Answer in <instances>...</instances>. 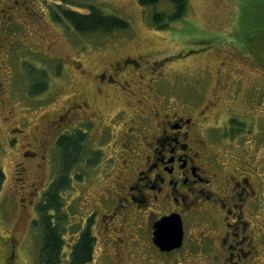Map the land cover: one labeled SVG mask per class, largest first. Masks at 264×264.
<instances>
[{
  "label": "rangeland",
  "instance_id": "1",
  "mask_svg": "<svg viewBox=\"0 0 264 264\" xmlns=\"http://www.w3.org/2000/svg\"><path fill=\"white\" fill-rule=\"evenodd\" d=\"M90 5L98 7L105 15L126 20L128 27L107 34L101 31L79 33L73 30L63 10L77 9L84 13ZM185 5L180 18L172 19L175 18L172 15L173 0H159L149 5H141L139 0H0V170L5 177L0 191V264L8 261L7 264H39L43 230L36 206L43 199L42 193L49 183L60 172L61 155L57 148L48 150L52 161L48 162L50 167L47 175H43L36 165L42 150L44 153L47 151L48 145L43 148L40 144L50 136L48 125L52 119L65 111V107L71 105L70 101L86 96L92 100L95 109L108 114L106 122L110 124L111 136L108 137V132L106 141L99 147L109 150L115 132L117 136L122 134V127L116 121H110V116L116 111L114 106H124L131 110L137 107L135 99L140 95L126 98L120 94L117 98L112 97L108 103L94 96L91 76L80 77L72 62H82L86 64L85 67L95 71L106 66L120 53L133 57L142 54L148 65L147 71L153 75L155 72L151 68L164 62L165 82L168 84L164 82L165 87L160 88L161 92L164 89L177 90L183 98L191 96L199 104L211 98L210 91L218 75L227 76L224 70L231 73V79H228L231 80L229 92L223 89L228 94L223 90L221 92L226 100L222 99L225 103L221 106L223 109L220 117L230 114L236 118H233L230 128L221 125L215 135L217 141L227 135L238 137L239 144L231 141L230 146L222 147V155L229 158L228 163L233 160L242 167L247 160L249 164L246 167L252 166L248 170L250 173H264V69L250 61L244 43L249 42V36L253 37L264 30V0H186ZM163 12L164 15H159ZM155 13L159 16L156 22L153 18ZM170 15L172 18L167 19ZM113 47L117 48V52L111 50ZM95 51L97 56L94 58L90 52L94 54ZM35 80H44L46 86L37 95H32L30 83ZM245 93H248L249 100L245 98ZM156 97L146 96L144 100V108L152 125L159 120L149 113ZM175 99L167 97L165 105H161L163 99L159 108L164 109ZM68 129V126H64L57 131L67 132ZM10 131L12 135H18L14 145L7 139ZM91 138L89 145L97 146V143L93 144L95 137ZM114 149L122 154L123 150L119 149L118 143L114 144ZM134 149L136 152L145 151L142 144ZM25 150L37 154L36 160L25 159L20 167H16L20 152ZM90 153L86 149L85 157ZM33 157L28 155L27 158ZM136 161L138 159L134 158ZM100 162L91 168L80 163L74 173L83 176L81 182H76L73 177L70 187L62 190L61 195L65 199L62 207L71 217L70 223L67 220L68 225L74 223L80 226L85 211L93 213L96 209L93 206L96 193L101 192L92 179L103 172H107V176L115 165L114 161H109L105 168L100 169L104 166L103 159ZM23 167L25 170L19 174L17 168L22 170ZM85 198L86 206H83ZM68 206L71 211H68ZM262 206L264 212V201L258 208ZM103 209L106 207L103 206ZM140 211H146V208H140ZM261 218L264 219V214ZM94 225L96 228L93 233L98 241L93 261L88 264H113L109 257L104 256L110 250L107 248L109 241L106 236L120 234V219L116 220L119 228L115 232L112 229L106 231L99 218ZM141 227V232H148L146 225ZM190 227L188 224V232ZM71 230H67L64 235L66 248L76 236ZM8 240L14 246V255L9 251ZM188 244L190 237L185 241L183 252L187 250ZM199 252L205 254L204 250ZM176 255L173 252L170 255L159 253L148 245L143 263L150 264L152 259H156L157 263L158 259L171 261L176 259ZM260 256V264H264V256ZM189 258L187 256L182 264L206 263L205 257L200 255H196L197 261L191 262ZM67 259L68 252L63 257L64 264H67Z\"/></svg>",
  "mask_w": 264,
  "mask_h": 264
},
{
  "label": "flooded vegetation",
  "instance_id": "2",
  "mask_svg": "<svg viewBox=\"0 0 264 264\" xmlns=\"http://www.w3.org/2000/svg\"><path fill=\"white\" fill-rule=\"evenodd\" d=\"M185 3L179 12L173 3L172 15L175 18L170 15L167 19H179L186 8ZM160 15H164V12ZM158 17L155 13L154 22ZM113 48L111 50L117 52V48ZM90 54L94 55V58L97 56L96 51ZM246 54L256 65L248 48ZM115 56L116 58L110 60L106 66L95 71L85 67L86 64L82 62L75 61L72 65L80 77L91 76L94 96L101 97L106 103L120 94L126 98L140 95L135 99L137 107L132 110L124 106H114L116 111L113 110L110 121H116L115 123L122 127V134L117 136L115 132L109 150L100 148L106 141L108 132V137L111 136V129L108 127L110 124L106 122L108 114L95 109L92 100L86 96L72 100L69 102L71 105H67L65 111L56 115L49 123V138L41 141V147L48 145L47 156L42 150L36 162L41 173L47 175L50 167L48 162L52 157L49 158L48 150L57 148L61 155L59 148L65 141L75 143L81 150L91 149L92 154L82 156L81 162L84 164L91 160L101 163L103 159L104 166L100 167L102 169L109 161H114L113 170L109 171L107 176V172L102 171V175L92 179L101 193H96V203L93 204L96 209L93 213L86 210L80 225L82 229L92 219L89 228L93 233L96 228L94 224L99 218L106 231L112 229L115 232L119 228L116 226V220L120 219V234L106 236L109 241L107 248L110 250H107L104 256L109 257L113 264H144L143 257L148 245L159 253L177 254L175 260L158 259L157 263L156 259H152L150 264H182L187 256L193 262L197 261L196 255L205 257V264H260V255L264 256V219L261 218L264 212L263 206L260 209L258 206L264 201V173H250L248 170L252 169V166L246 167L249 164L247 160L242 167L236 165L233 160L228 163L229 158L222 155L223 148L230 146L231 141L239 144L238 137L227 135L217 141L215 135L221 125L230 128L233 118H236L230 114L220 117V111L223 109L221 106L225 103L222 99L226 100V96H222L221 92L223 89L229 92L231 80L228 79H231V73L224 70L223 73L227 76L218 75L210 91L211 98L199 104L191 96L183 98L177 90L164 89L161 92L160 88L165 87L166 80L164 62L151 68L155 72L153 75L147 71L148 65L142 54L137 57L122 53ZM242 56L245 57L243 54ZM41 84L46 86L44 80ZM253 88L250 89L251 92ZM226 90L223 91L227 92ZM145 95L152 98L157 95L156 102L149 111L152 116L159 118L153 125L144 108ZM167 97L177 100L160 109L161 101L164 99L161 105H165ZM245 98L249 100L248 93H245ZM92 99L94 100V97ZM64 126H68L67 132L61 131L62 129L57 131ZM17 131L22 132L21 129ZM8 133L7 139L14 145L18 135H12L11 131ZM92 136L95 137L93 144L97 143L95 147L89 145ZM139 140L142 142L139 143ZM115 143H118L119 149L122 148V154H118L114 149ZM26 144L30 146L29 143ZM138 144H142L145 151H134ZM110 151L111 154L108 155ZM19 155L16 167H20L25 159L35 161L37 158V154L28 150L20 152ZM28 155L34 157L30 159L27 158ZM134 158L138 161L134 162ZM17 169L20 174L25 167L22 170ZM56 182L58 180L50 183ZM82 205L86 206V198ZM103 206L106 209H103ZM140 208H146V211L142 212ZM170 213L181 216L184 235L181 247L164 251L154 245L152 231L154 224ZM188 224L191 226L190 232L187 229ZM143 225L149 229L147 233L141 232ZM93 234L96 238L95 233ZM188 237L190 244L183 252ZM7 245L14 255L15 249L10 240ZM66 245L65 249L68 250L73 243L67 248ZM95 246L96 243L93 248L94 255ZM201 250L205 251L204 255L199 252Z\"/></svg>",
  "mask_w": 264,
  "mask_h": 264
},
{
  "label": "trees",
  "instance_id": "3",
  "mask_svg": "<svg viewBox=\"0 0 264 264\" xmlns=\"http://www.w3.org/2000/svg\"><path fill=\"white\" fill-rule=\"evenodd\" d=\"M159 0H139L141 5H149L158 2ZM186 0H173L175 6L178 7V12L182 11L181 7ZM88 11L81 12L80 10L64 9V16L67 23L72 26L75 31L79 33H94L101 31L103 33H111L114 30L125 29L128 27V22L120 17L113 15H105L98 7L87 6ZM161 14V13H160ZM159 14V15H160ZM176 16V15H175ZM252 38L249 36L248 41ZM245 44L247 42H244ZM42 81L30 83V93L33 95L40 93L45 86L41 84ZM65 141V140H64ZM61 159L59 178L56 183H50L48 189L42 193L40 201L37 203V214L39 215V224L43 230L42 246L40 248L39 264H64L63 257L68 252L67 264H88L93 261L94 245L96 238L89 226L92 224V219L87 222V226L82 229L77 224L70 223L71 217L68 216L64 205V197L61 195L62 190L70 187L72 178L76 182H81L83 176L75 174L74 169L79 166L82 156L84 155V148L81 150L75 143L65 141L60 145ZM91 149L89 150V153ZM83 154V155H82ZM89 161L88 168H91L95 162ZM73 172V173H71ZM80 176V177H79ZM5 177L0 170V191L4 183ZM68 211L70 207L68 206ZM82 217V215H81ZM68 220V222H67ZM75 228V230L73 228ZM72 229L71 233H75L73 245L66 250V241L64 235L67 230Z\"/></svg>",
  "mask_w": 264,
  "mask_h": 264
},
{
  "label": "water",
  "instance_id": "4",
  "mask_svg": "<svg viewBox=\"0 0 264 264\" xmlns=\"http://www.w3.org/2000/svg\"><path fill=\"white\" fill-rule=\"evenodd\" d=\"M246 46L258 66L264 69V30L250 39ZM183 235L181 216L177 213L161 217L152 231L154 245L164 251L181 247Z\"/></svg>",
  "mask_w": 264,
  "mask_h": 264
}]
</instances>
